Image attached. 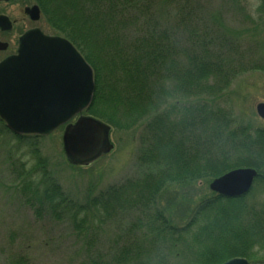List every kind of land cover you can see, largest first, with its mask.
<instances>
[{
	"label": "rangeland",
	"instance_id": "obj_1",
	"mask_svg": "<svg viewBox=\"0 0 264 264\" xmlns=\"http://www.w3.org/2000/svg\"><path fill=\"white\" fill-rule=\"evenodd\" d=\"M132 1L133 6L129 10L111 1H108L109 4L95 1L87 4V1H79V5L82 2V5H86V10H90L86 13L92 17V21L98 25L101 24V18L108 28L109 35L119 36L118 42L111 43L103 52L104 64L99 65L101 79L103 76L107 85L104 88L107 93L111 94L114 90L109 84L113 85L115 80L117 91L119 94L122 93L121 98L124 102L127 101L128 95L134 93L137 95L136 91L143 92L144 97L151 95L150 84H147V89L145 86L141 87L140 81L137 83L138 86H130L127 82L129 79L125 78L120 68L121 62L114 63V61L121 57L128 61L145 58L153 49L155 45L153 40L156 38L160 40L156 42L157 47L162 45L161 41L169 44L171 42L172 45L175 43L176 53L173 58L179 62L178 70L181 72L185 69L192 70L191 72L197 71L192 65L197 63V57L200 58L202 54L204 55V50L208 49L214 61L212 67L215 69L217 59L221 64L222 75L212 68L214 74L208 78L207 84L216 86L215 88L223 86V89L213 93L217 103L208 109L212 108L216 111V105L230 112L235 117L233 119L237 120L235 126L237 130L247 127V133L253 138L257 136L256 130H264V120L260 118L256 109L258 103L264 102V0H131V3ZM111 3L115 5L114 8L123 11L118 14L114 11L115 16L105 19L103 15H108L109 5L113 6ZM35 4L40 7L42 13L38 22H33L24 12L25 7ZM50 6L48 10H44L36 0L0 2V14L7 15L14 25L11 32L5 33L0 30V40L10 44L8 50L0 52V61L16 52L19 37L31 28L39 27L47 34L63 36L75 44L70 32L66 35L62 34L51 23L56 18V14L52 11L54 6L58 9L63 7L55 4ZM64 14L68 16L67 12ZM119 22L120 24L114 27ZM79 25L87 31L86 24L79 23ZM113 27L114 31H118L117 34L111 31ZM161 37L169 39H160ZM75 46L88 61L82 49L76 44ZM194 55L196 59L190 61L188 57ZM188 79L190 80L191 77L189 76ZM174 83L175 81H172L170 85L174 86ZM135 87L136 91L132 92ZM208 93H210L209 89L196 98L177 96V100L175 98L169 101L159 112L170 110V106L175 103L181 107L204 102L205 99L210 98ZM95 108L105 112V107L99 103ZM118 109L120 113H116L115 118L121 129L114 127L108 119L95 116L113 128L111 138L115 150L95 164L83 168H74L67 161L62 140L64 126L48 136L19 142L17 135L0 119V264H90L98 254L107 258L116 243L118 245L115 248L119 252L131 242L141 244L139 237L142 233L132 226L137 220L151 216L154 212L152 206L146 208L139 204L130 209L120 210L118 214L107 215L101 211L88 216L81 214L78 219L85 217L86 223L84 229L80 230L73 223V216L69 214L62 213L61 217H56L46 209L47 211L39 216L36 212L38 204L26 203V198L14 188L17 186V189H21L23 186L17 173L32 171L40 161L46 163L44 170L51 173L61 184L68 197L79 204L86 203L89 196H97L110 187L132 186L140 180L150 166L144 164L140 157L150 143H153L148 139L151 129L147 125L157 113H152L130 127L129 121L123 115V108L120 106ZM209 134L210 131L205 129L204 136ZM181 135L179 130L175 132L174 137L178 139ZM198 147L202 153L203 146L198 145ZM260 147L257 144L253 145L250 151L263 153L261 157L264 159V150L262 151ZM240 150L241 153L249 151L244 148ZM218 153L219 151L212 155ZM239 167L252 166L234 168ZM255 169L262 178L258 181L255 179L244 201L246 205L254 204L259 207L264 206V165ZM38 171L36 180L40 181L43 172L38 173ZM218 176L212 177L207 183L199 181L194 189L185 190L184 194L189 199L187 202H177L173 205L175 189L168 190V193H172L171 196L165 191L159 197L160 207L166 211V216L177 224L176 226L186 227L187 223L192 222L194 208H197L199 203L194 204L195 201L191 199L212 196L210 183ZM188 192H192L191 199ZM145 209L146 214H143L142 211ZM253 213L255 215L252 216L257 219L255 220V230H257L260 229L264 219L261 216L262 211ZM252 216L244 215L241 224L247 225L253 222ZM197 230L195 226L188 227L185 239L179 242L180 246L185 248L189 243L193 244L190 238ZM217 233V230H214V235ZM262 234L264 232L261 230L258 237L260 238ZM174 238L176 235H172L173 241ZM146 244L150 250L147 254L148 261L151 262H155L162 255L165 259V251L172 246V242L161 244L152 241L153 246ZM204 244L207 249L194 242L191 250L186 248L172 262L166 259L165 264H194L196 260H201L198 257L201 247L208 254L209 251L211 253V248L218 246L217 240L213 237L205 239ZM158 246H161V249L157 250ZM249 253L253 256L234 257H244L255 264L259 262L258 258L264 255L258 242L249 248Z\"/></svg>",
	"mask_w": 264,
	"mask_h": 264
},
{
	"label": "trees",
	"instance_id": "obj_2",
	"mask_svg": "<svg viewBox=\"0 0 264 264\" xmlns=\"http://www.w3.org/2000/svg\"><path fill=\"white\" fill-rule=\"evenodd\" d=\"M79 1L36 0L44 10H48L51 7L50 4L63 7L58 9L54 6L52 9L56 14V18L51 22L52 26L58 28L59 32L65 35L70 32L69 34L73 36L71 39L82 49L94 67L96 94L92 105L87 110L88 114L102 119L106 118L114 127L121 129L122 127L118 125L115 118L116 113H120L118 109L120 106L123 108V115L129 121L130 127L138 124L141 119H146L152 113H157L147 125L151 129L148 139L153 143H150L140 157L144 164L150 166L143 173V178L141 177L132 186L110 187L97 196H89L84 204L75 203L68 197L61 184L51 173L44 170L46 163L43 161H40L32 171L18 172L17 177L21 178L23 186L21 189H17V186L14 188L26 198V203L38 204L36 212L39 216L47 210L56 217H61L62 213L69 214L73 216L72 221L80 230L84 229L86 223L85 217L78 219L81 214L88 216L98 211L107 215L118 214L120 210L130 209L136 205L139 206V204L146 208L152 206L154 212L151 216L137 220L132 226L141 231L142 234L139 237L141 244L131 242L128 246L122 247L123 250L119 252L115 248L118 245L116 243L115 247L112 246L113 250L109 252L107 258L98 254L94 256L90 264H165L167 263L166 259L172 262L186 248L191 250L194 242L207 249L204 240L212 237L217 240L218 246L211 248V253L209 251L208 254L201 247L198 252V257L201 260H196L194 264H222L234 256L251 257L253 255L249 253V248H252L257 242L264 252V234L260 238L258 237L261 230L264 232V222L260 224V229H257V232L255 230V220L257 219L252 216L254 211H262L261 216L264 219V206L246 205L245 196L230 198L213 192L210 197L201 196L195 200V198L191 199L192 192H188L190 199L195 201L194 204L199 203L198 207L194 208L192 222L187 223L184 228L176 226L177 224L166 216V211L159 205L160 195L165 191L168 193L171 188L175 189L173 195L175 201L172 203L175 205L177 202L189 201L184 192L187 189H194L199 181L207 183L212 177L238 166H252L259 169L264 165V159L261 157L263 153L259 151L251 153L250 151L251 146L256 144L261 146L262 151L264 150V130H256L257 136L253 138L251 134L247 133V127L240 128V131L237 130L235 127L237 120L233 119L235 117L230 112L216 105V111L212 108L208 109L217 103L213 93L223 89V86L215 88L216 86L207 84L208 78L214 74L211 70L214 61L209 50H204L203 53L206 56L202 54L200 58L197 57V63L189 64L197 70L195 72H191L192 70L189 69H185L183 72L179 71V62L173 58L176 53L174 52L176 50L175 43L172 45L171 42L169 44L166 41L165 43L161 41L162 45L157 47L156 42L160 41L159 38L153 40L155 45L145 58H136L130 61L124 57L116 59L114 63L121 62L120 68L125 78L129 79L127 82L130 86L137 85L138 81L141 82V87L145 86L146 89L147 84L151 86V95L148 97H144L143 92L136 91L135 87L132 92L136 91L137 95L135 93L128 95L127 101L124 102L121 98L122 93L119 94L117 91L115 80L113 85L109 84L114 88L111 94L104 90L107 85L103 76L101 79V67L99 66L104 64L103 52L109 48L111 43L118 42V31H114V27L118 26L120 22L115 24L111 30L117 35L111 37L103 20L100 18L101 24L98 25L92 21V17L86 13L90 10H86L87 7L85 4L82 5V2L87 1L89 4L94 1L106 3L111 1L129 10L133 6V1L131 3V0H81V5H79ZM114 6L109 5L108 15H103L105 19L123 11V9L114 8ZM66 12L68 16L64 14ZM93 19L96 20L94 17ZM79 23L86 24L87 31ZM160 39L168 40L169 38L161 37ZM188 59L193 61L196 56L188 57ZM215 63V69H213L222 75L221 64L217 59ZM151 78L154 79L151 80ZM172 81H175L174 86L170 85ZM208 89L210 98L205 99L204 102L181 107L175 103L170 106V110L159 112L163 105L175 98L177 100V96L196 98L201 93H206ZM98 103L105 107V112L95 108ZM205 129L210 131L207 136H204ZM179 130L182 135L176 139L174 134ZM17 138L21 142L41 137L17 136ZM198 145L203 146L202 153ZM242 148L249 151L241 153L240 149ZM217 151H219L218 154L212 155ZM37 171L38 173L43 172V178L40 181L36 180ZM261 178V175L258 174L256 181ZM168 195L171 196L172 193H168ZM142 213L146 214V209ZM244 215L252 216L253 222L247 225L241 224ZM190 226H195L198 230L190 238L193 244L189 243L183 248L179 242L185 239ZM214 230L218 232L215 235ZM172 235H176L174 241ZM152 241L161 244L172 242V246L165 251V259L162 255L155 262L148 261L147 254L150 253V250L146 247L148 246L146 243L150 246ZM156 249H161V246ZM258 259L259 262L255 264H264V255Z\"/></svg>",
	"mask_w": 264,
	"mask_h": 264
},
{
	"label": "water",
	"instance_id": "obj_3",
	"mask_svg": "<svg viewBox=\"0 0 264 264\" xmlns=\"http://www.w3.org/2000/svg\"><path fill=\"white\" fill-rule=\"evenodd\" d=\"M24 12L33 21L41 19L36 4ZM13 27V21L0 14L1 30ZM8 48L9 43L0 40V51ZM95 87L93 67L69 39L33 28L20 36L17 53L0 62V118L17 135L47 136L65 126L62 140L68 163L89 167L115 149L112 127L84 114ZM256 109L264 119V102ZM257 176L253 167L234 168L213 179L210 189L225 197H241L249 193ZM223 264L251 263L235 257Z\"/></svg>",
	"mask_w": 264,
	"mask_h": 264
}]
</instances>
